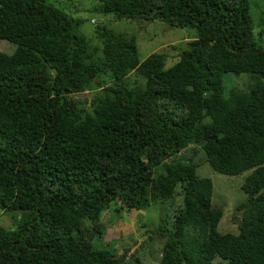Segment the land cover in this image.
Wrapping results in <instances>:
<instances>
[{
  "label": "trees",
  "instance_id": "obj_1",
  "mask_svg": "<svg viewBox=\"0 0 264 264\" xmlns=\"http://www.w3.org/2000/svg\"><path fill=\"white\" fill-rule=\"evenodd\" d=\"M97 1L115 19L196 35L165 68L167 52L140 60L132 34L102 25L92 46L53 3L0 0V39L15 46L0 51V212L13 214L0 264H143L128 245L93 244L100 213L175 194L170 226L155 228L157 264H264V27L253 30L249 0ZM204 162L249 171L236 234L216 229L212 182L195 173Z\"/></svg>",
  "mask_w": 264,
  "mask_h": 264
},
{
  "label": "rangeland",
  "instance_id": "obj_2",
  "mask_svg": "<svg viewBox=\"0 0 264 264\" xmlns=\"http://www.w3.org/2000/svg\"><path fill=\"white\" fill-rule=\"evenodd\" d=\"M51 2L70 16L79 19V31L83 33L92 46H99L100 41L95 37L94 30L99 26H107L112 30L127 35H134L137 48V56L141 60L152 52H167L164 67L172 65L175 58H170L176 52L186 47V41L196 35L194 28H179L169 26L159 20L130 21L124 18L115 19L111 15L103 14L95 10L99 2L97 0H46ZM249 14L254 31L264 27V0H249ZM93 19L94 23L90 20ZM256 42L264 49V36L255 37ZM174 47V48H172ZM15 49L14 44L0 39V51L11 54ZM229 75L225 82V89L230 86H241L248 77L247 74ZM264 83V79H263ZM90 96L91 92L82 95ZM249 171H243L237 175H226L219 173L204 162L195 167V173L201 177H208L212 182L211 204L222 209L216 229L221 233L236 234L238 229L233 222L238 217L239 211L234 208L245 199V194L240 189L244 176ZM179 195H174L169 200H160L148 205L143 209H121L112 211V208L100 213V222L103 225L102 239L94 238L93 244L97 247L114 248L118 254L122 247L128 245L131 249L127 254L141 257L143 264H157L160 257V247L163 238L160 237L155 228L161 219L166 227L170 226L173 212L178 206ZM9 216V217H8ZM0 212V224L9 225L10 216ZM234 216V217H233ZM190 232L187 233L189 236ZM118 238L120 242L117 243ZM102 240V241H101ZM115 242L116 249H115ZM131 246V248H130ZM136 249V250H135ZM135 250V251H134Z\"/></svg>",
  "mask_w": 264,
  "mask_h": 264
},
{
  "label": "clouds",
  "instance_id": "obj_3",
  "mask_svg": "<svg viewBox=\"0 0 264 264\" xmlns=\"http://www.w3.org/2000/svg\"><path fill=\"white\" fill-rule=\"evenodd\" d=\"M90 21H91L92 23H94V20H93V19H91ZM136 210H139V209H136ZM119 242H120V239L118 238L117 243H119ZM117 243L115 242V249L117 248V247H116V244H117ZM130 248H131V246H130ZM121 250H122V249H121ZM130 250H131V249H129V251H128L127 253L131 252ZM127 255H128V254H127Z\"/></svg>",
  "mask_w": 264,
  "mask_h": 264
}]
</instances>
